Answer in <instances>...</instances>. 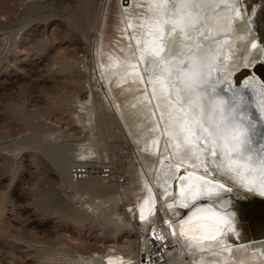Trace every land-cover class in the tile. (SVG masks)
<instances>
[{"label": "bare ground", "instance_id": "6f19581e", "mask_svg": "<svg viewBox=\"0 0 264 264\" xmlns=\"http://www.w3.org/2000/svg\"><path fill=\"white\" fill-rule=\"evenodd\" d=\"M180 3L181 0H176L175 3L173 0H102L98 8V27L94 28L96 35L92 54L96 62L93 67L100 83L99 86H94L91 83L92 77V81L86 82L87 85L84 83V88H88V95L85 99L80 97L75 99L76 108L72 112V119L81 125L82 130L88 132V136L77 144V147L70 149L68 155L63 152L57 169L64 170L66 175L62 177L64 184L74 193V199H77L75 201L81 203V209L87 219L112 223L115 226L114 233L119 235L120 232L133 227L126 219V213L130 212L134 215V221L137 220L135 224L139 228L140 239L135 240L137 249H132L130 240H126L129 244L124 243L123 246L128 247L129 253L126 252L128 249L124 251L113 247L114 245L103 252L92 251L87 254L78 252L72 256L75 264H145L144 253L149 243L147 238L149 233L142 235L140 231L142 233L150 231L151 219L157 215L161 216V212L165 214L164 218L162 214V220L168 224H163L165 228L163 236L168 238L169 247L168 260L162 264H264V235L258 239L248 240L244 237L239 223L240 213L251 214L256 219L264 218V197L255 195L251 200L233 201L240 212L232 204L227 205L224 208L225 218L231 219L226 215L228 211L236 214V220L232 221L236 235L230 234L228 237L217 238L216 241H204L203 251L189 247L187 239L181 237L180 221L185 219L188 209L181 208L178 199L172 198L178 193L180 186V181L172 177L184 176L187 171L204 175V168L199 165L196 156H200L201 159L207 157V152L201 154L199 151L204 147L202 143L195 149L196 156L190 157L185 147L184 134L180 131L184 120L180 109L191 111L188 93L180 80L182 71L180 68L183 63L185 66L188 54L193 56L194 53L200 57L204 50L210 51L219 58L218 62L214 63V71L211 69L214 73L217 68L220 71L219 75L222 74L220 79L218 78V88L238 91L242 89L239 80L252 83L251 86L258 94V98L264 94V78L256 71L259 64L264 61V44L255 23L261 3L254 4L252 0H191L183 7H189L185 11L180 8ZM249 3L254 4L251 12L248 11ZM113 7H116L117 11L111 30L108 29V23ZM164 12L168 21L163 19L165 24L159 25ZM191 12L195 13L193 14L195 18L190 16ZM173 21L181 23L174 25ZM125 37L131 41L130 47L122 45L121 38ZM159 37H162L160 38L162 48L165 45L168 48L179 39L184 50L180 49L178 52L174 48L173 50L178 53L169 54L164 61L165 52L162 54L161 48L155 47L157 45L161 47ZM149 40L151 43L147 44ZM151 44L155 49L151 48ZM253 44H256L255 48L252 47ZM153 49L159 52L158 56L154 57ZM200 50L203 52L200 53ZM138 54L142 55V58L138 59ZM153 58L159 63L154 71L149 73L147 69ZM246 68L252 70L256 79L245 70ZM135 71L141 76H136ZM260 71L264 72V67H261ZM161 82L168 84V87L165 88ZM178 84L182 88L181 95L185 97L183 103L176 100L174 86ZM97 95H100L101 101L97 100ZM204 99L206 100V97ZM105 111L113 112L118 122H123L127 127L128 133L133 137L132 140L136 141L133 142L135 145L137 143L136 148L139 149L137 151L145 166L134 171L130 167L128 181L123 185L110 184L106 180L98 181L94 177L71 182L67 175L69 164L91 161L93 157L98 164H105L107 163L105 161H110L112 157L110 149L103 147V142L99 143L95 136L97 126L95 119ZM99 144H102L101 147ZM74 156L75 161L71 159V157L74 159ZM211 159L218 161V158ZM193 164L197 165L195 169L191 167ZM174 165L180 166L178 171ZM209 171H212L210 165ZM208 178L219 179L226 187L233 188V193L221 194L224 201H231L236 190L240 188L231 182L227 174L222 177L214 174ZM113 189L115 191L112 193ZM164 190L170 195H166ZM240 191L247 192L248 189L242 188ZM131 193L136 195V200L126 205L124 198H128ZM120 201L126 213L120 211ZM219 203L220 200H217V204ZM169 204L173 205L172 210H169ZM216 210L220 211V208ZM138 216L142 217V223L137 219ZM173 230L176 232L175 236L172 235ZM48 256L50 258L51 254Z\"/></svg>", "mask_w": 264, "mask_h": 264}, {"label": "rangeland", "instance_id": "374dc122", "mask_svg": "<svg viewBox=\"0 0 264 264\" xmlns=\"http://www.w3.org/2000/svg\"><path fill=\"white\" fill-rule=\"evenodd\" d=\"M101 1L0 0V264H75L72 256L78 252H103L113 245L126 250V240H130L132 249H137L139 228L134 215L125 212L122 201L119 209L126 213L133 227L116 235L112 223L86 218L81 203L75 201L74 193L64 184V170L57 169L62 154L68 155L88 136L72 119V112L75 99L88 95L84 83L92 81L91 77L94 86L100 83L93 67L96 62L92 50ZM116 11V7L111 8L108 29L113 27ZM191 13L195 18V13ZM163 15L159 25L168 21L167 14ZM121 39L124 47H130L128 38ZM176 41L172 48L163 47L170 51L162 50L164 61L169 54H175L174 48L178 52L184 50L180 40ZM159 44L162 47L163 43ZM190 57L188 54L180 70L187 68ZM140 58L142 55L138 54ZM218 59L217 56L215 63ZM206 67L200 70L207 72ZM215 69L211 77L220 79L222 74ZM246 90L242 94L249 103L253 97L258 98L256 91L251 95ZM99 96L97 100L101 101ZM258 99H264V94ZM102 114L95 119V136L103 147L110 149L112 157L105 162L128 175L130 167L134 171L145 166L124 123H119L111 111ZM252 117L255 119V111ZM71 159L75 161L76 157ZM135 200L133 193L124 198L126 205Z\"/></svg>", "mask_w": 264, "mask_h": 264}, {"label": "snow or ice", "instance_id": "6c2138e0", "mask_svg": "<svg viewBox=\"0 0 264 264\" xmlns=\"http://www.w3.org/2000/svg\"><path fill=\"white\" fill-rule=\"evenodd\" d=\"M188 2L189 0H181L180 8ZM258 2L261 7L255 17L256 30L261 34V42H264V0ZM253 6V3H249V12ZM179 23L181 21H173L174 25ZM252 47L255 48L256 44ZM162 50L161 47L160 51ZM153 54L155 57L159 52L154 50ZM216 59L210 51H206L199 58L193 55L189 58L187 68L180 73L191 109H180L184 116L180 131L184 134L185 147L190 157L196 156L195 149L198 144L204 145L199 151L201 154L207 152V157L201 159L196 156L199 165L204 168V175L187 171L184 176L172 177L180 181L178 193L172 198L178 199L181 208L188 209L185 219L180 221V235L187 239L189 247L202 251L204 241H216L220 237L236 235L232 226L236 214L228 211L226 215L231 219H226L224 208L227 205L232 204L235 207L233 201L251 200L255 195L264 197V99L253 97V102L249 103L248 97L242 94L243 90L255 92V89L245 81L238 80L243 86L239 91L218 88L219 79L214 80L211 77V68ZM158 63L153 58L147 71H154ZM205 66L209 71L202 72L200 69ZM261 67H264V61L256 71L259 72ZM245 70L256 79L251 69ZM260 74L264 76V72ZM174 91L176 100L183 103L185 97L181 95L182 88L179 84L174 86ZM253 111L256 113L255 119L252 117ZM211 158H218V161ZM206 160L208 163H205ZM209 165L212 171H209ZM173 167L178 171L180 166ZM191 167L195 169L197 165L193 164ZM214 174L220 177L227 174L234 185L240 186L231 201L222 200L221 194L233 193V188L226 187L219 179L208 178ZM161 188L163 189L162 185ZM242 188H247L248 191H240ZM164 192L170 195L166 190ZM217 200H220L219 204ZM168 207L172 210L173 205L169 204ZM218 207L220 211L216 210ZM172 235H176L175 230Z\"/></svg>", "mask_w": 264, "mask_h": 264}, {"label": "built area", "instance_id": "2783aa9c", "mask_svg": "<svg viewBox=\"0 0 264 264\" xmlns=\"http://www.w3.org/2000/svg\"><path fill=\"white\" fill-rule=\"evenodd\" d=\"M95 160L96 158L93 157L91 161L73 165L69 172L70 180L72 182H79L94 177L120 185L127 183L128 175L125 172H119L116 166L110 162L97 164ZM137 219L140 223L143 222L141 216H138ZM135 223H137V220H135ZM163 224L168 225L164 219L162 220V216L158 217L157 215L149 223L150 231H144L143 233L140 231L142 235L149 233V236L147 235L149 243H147L145 248L146 253H144L145 264H162L168 260V238L163 236V232L165 231Z\"/></svg>", "mask_w": 264, "mask_h": 264}, {"label": "water", "instance_id": "95a60500", "mask_svg": "<svg viewBox=\"0 0 264 264\" xmlns=\"http://www.w3.org/2000/svg\"><path fill=\"white\" fill-rule=\"evenodd\" d=\"M252 1L254 4L260 3V2H258V0H252ZM258 33H259V36L261 39V34H260V32H258ZM263 44H264V42H263ZM260 73H261V71L258 72V74H260ZM261 77L264 78V76H261ZM235 209L239 211V209L236 205H235ZM239 223L241 226L240 228H242V230H243L244 237L248 240L258 239L260 236L264 235V218L263 219H256L251 214L240 213Z\"/></svg>", "mask_w": 264, "mask_h": 264}]
</instances>
